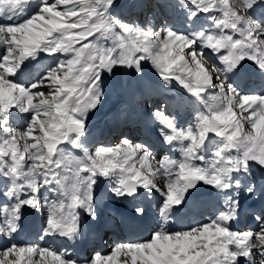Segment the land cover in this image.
<instances>
[{"label": "snow or ice", "instance_id": "snow-or-ice-1", "mask_svg": "<svg viewBox=\"0 0 264 264\" xmlns=\"http://www.w3.org/2000/svg\"><path fill=\"white\" fill-rule=\"evenodd\" d=\"M117 6L0 0V264H264V0H179L189 26L208 22L190 31L126 22ZM149 65L198 109L186 127L166 102L146 113L180 159H157L154 144L124 134L91 143L109 88L142 86ZM104 181L139 221L148 210L138 202L162 198L146 239L84 257L17 243L30 210L44 217L41 239L80 242L102 224L94 197ZM205 193L222 201L211 218L170 227ZM244 201L254 226L236 230Z\"/></svg>", "mask_w": 264, "mask_h": 264}, {"label": "rangeland", "instance_id": "rangeland-1", "mask_svg": "<svg viewBox=\"0 0 264 264\" xmlns=\"http://www.w3.org/2000/svg\"><path fill=\"white\" fill-rule=\"evenodd\" d=\"M134 0H118V6L116 7L115 11H114V15H117L119 18L125 20L126 22H134L136 23L138 26H143V27H153L155 29H159L163 26H165L163 23L159 22V24L156 22V23H151L150 20H148V17H144L143 14L135 11L136 9V6L135 8H133V12H126V6H130V7H134L133 4L136 3L135 1L133 2ZM125 2V3H124ZM133 3V4H132ZM160 3V5H158ZM152 6H154V4H156V9H157V12L155 13L157 17H160L161 15L166 17V24L168 26H172L174 27L176 30L178 31H188V29H190L191 26H189L188 22H187V16H186V12L184 9L178 7V4H179V0H158L157 2L155 3H151ZM137 5V4H135ZM158 5V6H157ZM159 11V13H158ZM203 17H201L202 19ZM206 23H208L206 20L202 23V25L204 26ZM119 81L123 84H129L130 82L131 83H135V81H132L130 79V77H128V75L126 73H124L123 71L121 72L120 76H119ZM143 85L146 86V87H155L159 92H162L163 90H165L167 87H165L163 85V81L161 80V78L156 74L155 70L149 65L147 67V70H146V75H145V79H144V82H143ZM142 85V86H143ZM174 88V87H173ZM175 89H178V90H175L174 91V94L176 95V98L178 99V104L180 105L181 107V111H184L185 109V106L187 105H192L190 106V110H189V115L187 116L188 118V121L187 123L184 125L182 124L183 126H187L189 123L193 122L194 118H195V115L197 114V106L193 105L192 103H190L189 101V98L187 97V95L184 93L183 89L179 88V87H175ZM129 91H126L124 89H114V88H109L108 90V95H107V98H106V102L104 104V108L105 106L108 105L107 109H104L100 112H98L97 114L101 113V117L100 119H103L105 117L106 114H108L109 116H111V113L114 115H116L117 117L120 116V114L125 111V110H134L136 111L137 108H139V110L141 111V108H144L146 105H147V100H144V98H142V100H139V102L136 103V105L132 104L130 106V104H127V108L126 109H122V108H118L117 105L116 106H111L110 107V104L109 102H114V98L117 97V100L120 101V98H121V101L123 102L124 100L128 101L127 97H126V93H128ZM139 92V91H137ZM156 100H158V98H156ZM182 101V102H181ZM187 104H186V103ZM183 103V104H182ZM160 104L157 103V106H159ZM156 104L154 106L157 107ZM153 108V109H154ZM183 108V109H182ZM105 111V112H104ZM142 112V111H141ZM105 113V114H104ZM97 114L95 116H93L91 118V121L94 120V118L97 116ZM178 117H182V116H185L183 112L180 113H175ZM180 114V116H179ZM99 116V115H98ZM126 120V118H125ZM90 121V122H91ZM184 121L182 120L181 123H183ZM129 128V127H128ZM126 129V127L124 129H126V131L122 134L124 135H127L131 138V135H132V131L129 130V129ZM139 130L141 132V124L139 125ZM120 135V134H119ZM118 135V140H116L114 142V144H118L119 143V138L121 136ZM134 142L136 143H140V142H149L151 143L149 140H142V138L138 137L137 139L134 138L133 140ZM166 151L164 152H161L159 154V157L161 156H164L166 155ZM105 197H112V194L110 192V185H109V189L108 191L106 192L105 194Z\"/></svg>", "mask_w": 264, "mask_h": 264}, {"label": "bare ground", "instance_id": "bare-ground-1", "mask_svg": "<svg viewBox=\"0 0 264 264\" xmlns=\"http://www.w3.org/2000/svg\"><path fill=\"white\" fill-rule=\"evenodd\" d=\"M136 3H132L133 5H135V4H138V3H140L142 0H134ZM133 1V2H134ZM128 7H130L129 5L128 6H126V8H128ZM202 23V20L200 19V21L198 22V23H196V24H193L192 26H191V28L188 30V31H190L192 28H199L200 27V24ZM206 26H208V25H206ZM29 78H32V77H29ZM252 82H253V80H252ZM254 83V82H253ZM257 87L256 88H254L253 90L254 91H260V89H259V84L258 83H254ZM156 91V89L154 88V90L153 89H151L150 91H148L147 92V96L149 97L150 95H151V93H152V95L153 96H155L157 93L155 92ZM168 94V93H167ZM170 95V94H169ZM136 96V91H135V89H134V91L132 92V94L130 95H128L127 97L129 98V97H131V99H133L134 97ZM114 100V102H109V104H110V107L112 106H116V105H118V104H120V102L121 101H119V100H117V98H114L113 99ZM125 101V100H124ZM127 101V100H126ZM107 107H108V105L107 106H105V108L104 109H107ZM119 107V106H118ZM105 112V111H104ZM105 114V113H104ZM99 115V116H98ZM100 117H101V113H99V114H97V116L94 118V120H92L91 122H90V127H91V129H92V139L94 138V137H97V138H99L100 136H101V130L100 129H98V127H99V125H103L105 122H110L111 124H113L114 126H116V125H119L120 123L118 122V120H116L114 117H113V114L111 113V116H109L108 114H106L105 115V117L107 118H103V119H100ZM128 119H129V121L130 120H134V126L135 127H137L138 126V124H142V130H141V133L138 135L137 134V132H136V135H138V136H136V138L137 137H141L142 139H147L148 137L144 134V125L147 123V122H149V120H148V117L145 115V114H143V113H141V116L139 115V117H137L136 116V113L135 112H129V114H128ZM157 127L158 126H156V130H157ZM134 130H136V131H138V129L137 128H135ZM134 138H135V136H134ZM157 159H159V157L157 158ZM102 184V183H101ZM101 184H99L98 186H97V190H96V192H95V195H96V193H98V192H100V187H101ZM107 186H108V184H107ZM159 194L158 193H154L153 194V200L154 201H158L159 200ZM216 201H219L221 204H222V201H220L218 198H216V197H214V199H212V203L213 202H216ZM3 201L2 200H0V203H2ZM215 205H217V203L215 204ZM207 206V205H206ZM201 209H203V208H201ZM113 210V209H112ZM112 210H111V212H112ZM114 211V210H113ZM211 218V217H210ZM43 222H44V217H43ZM185 224L186 225H190V224H192V222H191V220H189V221H185ZM42 228H43V223H42V225L40 226V228H38L37 229V231H36V234H35V236H33V239H32V241L30 240L28 243H26L25 245H28V244H40L41 246H44V247H48V248H50V249H55V250H57V251H61V248H60V246H59V241H57L56 240V237H44V239H41L40 237H41V235H42ZM23 245V244H22ZM109 254V253H108ZM48 259H51V258H48ZM125 259V257L122 255L121 257H120V261H123Z\"/></svg>", "mask_w": 264, "mask_h": 264}]
</instances>
